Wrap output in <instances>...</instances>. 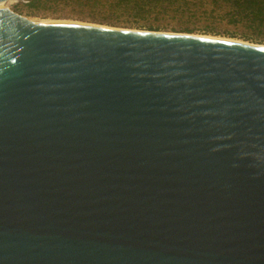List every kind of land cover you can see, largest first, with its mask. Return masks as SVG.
I'll return each instance as SVG.
<instances>
[{"label": "water", "instance_id": "1", "mask_svg": "<svg viewBox=\"0 0 264 264\" xmlns=\"http://www.w3.org/2000/svg\"><path fill=\"white\" fill-rule=\"evenodd\" d=\"M10 1L0 264H264V44Z\"/></svg>", "mask_w": 264, "mask_h": 264}, {"label": "rangeland", "instance_id": "2", "mask_svg": "<svg viewBox=\"0 0 264 264\" xmlns=\"http://www.w3.org/2000/svg\"><path fill=\"white\" fill-rule=\"evenodd\" d=\"M11 0L17 13L35 21H75L117 28L207 34L264 44L246 20L236 19L225 0H50L31 9Z\"/></svg>", "mask_w": 264, "mask_h": 264}, {"label": "trees", "instance_id": "3", "mask_svg": "<svg viewBox=\"0 0 264 264\" xmlns=\"http://www.w3.org/2000/svg\"><path fill=\"white\" fill-rule=\"evenodd\" d=\"M50 0H29L31 9L47 8ZM231 6L236 19L246 20L249 27L258 35H264V0H225ZM192 32V31H188Z\"/></svg>", "mask_w": 264, "mask_h": 264}, {"label": "bare ground", "instance_id": "4", "mask_svg": "<svg viewBox=\"0 0 264 264\" xmlns=\"http://www.w3.org/2000/svg\"><path fill=\"white\" fill-rule=\"evenodd\" d=\"M61 21H65V20H61ZM41 22H53V20H44ZM75 22V21H74ZM99 25V24H97ZM105 26V25H102ZM111 27V26H108ZM125 29V28H124ZM132 30H137V29H132ZM194 34V33H193ZM198 35H207V34H198ZM208 36H214V35H208ZM214 37H218V38H225V39H232V40H237V41H245V40H241V39H236V38H227V37H220V36H214Z\"/></svg>", "mask_w": 264, "mask_h": 264}]
</instances>
